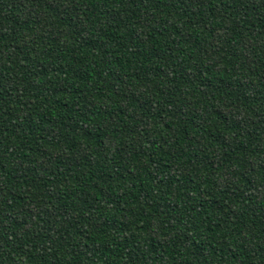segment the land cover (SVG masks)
<instances>
[{
	"label": "trees",
	"instance_id": "16d2710c",
	"mask_svg": "<svg viewBox=\"0 0 264 264\" xmlns=\"http://www.w3.org/2000/svg\"><path fill=\"white\" fill-rule=\"evenodd\" d=\"M0 264H264V0H0Z\"/></svg>",
	"mask_w": 264,
	"mask_h": 264
}]
</instances>
